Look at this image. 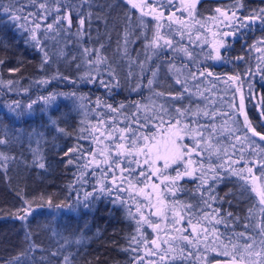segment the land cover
<instances>
[{
    "label": "trees",
    "instance_id": "16d2710c",
    "mask_svg": "<svg viewBox=\"0 0 264 264\" xmlns=\"http://www.w3.org/2000/svg\"><path fill=\"white\" fill-rule=\"evenodd\" d=\"M151 2L163 6L167 18L160 31L173 41L175 51L167 46L146 47L156 31V21L152 15L141 17L126 0H0V140L5 141L0 144V264H225L234 254L239 259L243 245L253 240L255 251H260L264 205L252 188L264 184V165L259 163L264 160L260 151L264 142L248 132L244 116L257 131L264 132L260 115L264 106V51L251 47L264 38V25L256 21L249 27H234V34L224 36L222 33L229 31L228 21L216 9L229 15L236 11L243 18L264 9V0H196L194 19L173 1ZM12 14L21 18L13 20ZM65 17L71 19V26ZM177 18L183 24L171 23ZM214 41L223 42L219 60L215 59ZM206 67L212 69L213 76L193 79L189 75ZM230 76L240 78L233 81ZM177 78L187 84L189 92L176 83ZM177 90L182 96L173 99L169 93L177 95ZM136 105H140L141 120L156 110L167 121L169 114L174 116L176 109L183 107L199 110L201 123H212L203 111L215 112L216 139L228 150L227 157L221 154L222 161L227 167L228 157L235 151L233 159L239 163L232 167L245 169L247 182L228 171H223V179L209 174L207 183L214 185L211 195L222 198L209 203L220 210L219 218L224 222L215 224L214 232L209 226L207 241L203 229L198 228L201 236L197 247L179 237L194 235L189 218L200 216L201 210L212 211L205 208L201 192L196 190L201 181L183 177L175 195L164 193L170 208L173 201L193 206L182 221L174 223L171 212L168 219L151 215L155 209L135 190L118 191L120 179L113 181L111 172L105 176L102 171L108 165L92 162L91 153L103 161L100 152L111 143L92 128H136L131 123ZM161 106L167 113L160 111ZM101 119L105 125L98 123ZM226 120L232 129H239L238 135L247 133L255 144L230 141L227 132L219 135ZM155 123L160 124L159 119ZM139 131L154 132L162 139L161 132L167 127L157 128L149 121ZM94 136L102 142L97 143ZM184 143L191 145L193 141L186 138ZM232 143H236L235 150ZM211 161L222 162L215 155ZM204 162L207 168V154ZM169 172L175 175L171 169ZM251 175L257 179L253 181ZM116 176H120L119 169ZM123 186L129 187L127 182ZM101 187L112 191L101 192ZM144 191L152 189L149 186ZM209 194L205 191L204 198ZM25 201L31 203L33 211L21 221L15 215L28 207ZM136 201L145 217L159 223V229L137 224L140 213ZM174 206L185 211L179 203ZM242 232L243 237L239 235ZM153 240L160 244L159 249ZM225 251L228 256L218 254ZM165 252L167 256L161 260ZM249 259L260 258L245 255V264Z\"/></svg>",
    "mask_w": 264,
    "mask_h": 264
},
{
    "label": "snow or ice",
    "instance_id": "6c2138e0",
    "mask_svg": "<svg viewBox=\"0 0 264 264\" xmlns=\"http://www.w3.org/2000/svg\"><path fill=\"white\" fill-rule=\"evenodd\" d=\"M126 3H128L131 8L138 9L141 13V17L145 15H152V19L156 21V31L153 34V38L148 41L146 47L155 46L156 48H162L163 46H167L172 48L174 51L176 50L173 46V41L160 31V29L165 27L162 21L167 18L165 17L164 11L162 10V5L157 6L156 4L152 3L151 0H126ZM169 3L171 4L172 0H169ZM40 7L44 8V5L41 4ZM184 7L185 10L188 11L189 16H192L194 19L193 14L196 8V0H188ZM145 8L150 9V11L145 12ZM8 11V9H5V12ZM57 11L59 12L60 9L58 8ZM216 11L221 13L225 21H228L226 27L229 28V31L222 33L224 36L234 34V27H249L251 23H255L256 21H259L262 25H264V9H261L259 12H255L243 18L238 16L236 11H232L231 15H229L227 12H222L220 8H217ZM128 15L129 18H131V13ZM11 18L16 20L20 19L21 17L16 14H12ZM67 19L69 26H71V19ZM243 21H248V23H244ZM84 23L85 21L81 19L80 24L83 25ZM140 23L141 25L144 24L143 19L140 20ZM171 23L183 24V21L177 18L175 20H171ZM36 27L39 28L40 25L37 24ZM48 27L51 28L52 25H48ZM180 34L183 36L182 32ZM214 35H221V33H214ZM33 38H35L34 34ZM161 41H163V45H161ZM222 46V41L213 42V50L217 52V55L215 56V59L217 60L221 58L219 47ZM251 47L256 48L257 51H264V38H261L257 44H254ZM188 54L190 55V53ZM209 58H212L211 54H209ZM0 63H3V61H0ZM205 74H207V76L214 75L212 69L207 67L200 70L199 72L189 73L193 79H196L197 76L203 77ZM153 75H155V73H153ZM239 78V76H230L228 79L235 81ZM217 79L219 78L217 77ZM176 83L181 85V88L184 92L190 91L187 84L182 82L179 78L176 79ZM151 84L152 81L149 80V85ZM177 93V95H173L172 93H169V95H172L173 99L181 98L182 93H180V90H177ZM158 95H164V93H158ZM241 103L243 106V98ZM108 107L112 111H119V109L112 108L111 105H108ZM120 107L123 108L124 105L122 104ZM29 108H31V105H29ZM136 108L137 111L132 114L131 120V123H134L136 128H132L130 125H125L124 127L119 128L109 125L104 131H101L99 127L92 128L93 133L99 131L100 136H103L111 141V143L106 145L105 148L100 152V155L104 156V160L101 161L96 159V154L91 153L93 156L92 162L97 166H99L101 163L108 165L107 169H102V171L105 173V176H107L108 172H111L113 181H115L117 178L120 179L121 185L118 186V191L123 192L135 190L136 195H143L148 200V206L155 209L151 215L159 216L162 219H168L169 212H171L172 216L175 218L174 223H179L182 221L184 216L188 214V210L192 209L193 206L190 204H185L181 201H173V207L170 208L164 193L171 192L173 195H175L176 190L179 188L178 182L183 177H189L201 181V183L197 185L196 190L201 192V199L205 205V208H211L212 211L208 212L201 210L200 216H193L189 218L188 223L192 228L194 235L189 236L182 234L179 237V239L187 241L192 247H197L200 243L201 236L198 228L203 229V239L207 241L209 235V226H212V231L214 232V225L224 222L222 218H219L220 210L212 208V203H209V201L215 202L217 199H222L215 195H211V190L214 188V185H208L207 183L209 174H211L213 178L223 179V171H228L231 175H234L240 180L247 182V177L244 175L245 169H236L232 167L233 164L239 163V160L233 159L235 156V151L231 157H228L230 163H227V167L225 166L226 162L222 161L221 154H223L224 157H227L228 150L227 147H223L221 142L216 139L217 125L215 123V112L203 111V116L208 117L212 123H201L199 120V110L193 112L191 109H186L183 107H178L176 109V115L173 116L169 114L167 121H165L164 116L158 115L156 110H153L150 116L146 115L145 118L141 120L139 118L140 105H136ZM160 111L167 113V109H165L163 106H161ZM223 115H228V113H223ZM260 115L261 118L264 119V106H262L260 109ZM189 117H191V119ZM157 119H159L160 124L155 123ZM149 121H151L153 126L157 128H160L161 125L166 124L167 131L161 132L162 139H157L156 133L154 132L149 134L139 131V129L147 127V123ZM98 123L100 125L106 124L103 119L99 120ZM244 126L247 128L248 132H251L252 136L259 137V140L264 141V132L257 131V129L249 121L247 115L244 116ZM209 129H211V131H209ZM238 131V128L232 129L226 120L222 130L219 132V135H223L225 132H227L228 139L230 141L234 140L236 142H240L241 144H255V141H251L248 138L247 133H244V135L241 136L237 134ZM186 138H190L193 141V144L188 145L184 143ZM94 139L97 143L102 142L100 141L99 136H94ZM2 143H5V141L0 140V144ZM230 146L234 150L236 149V143H232ZM257 147L259 148L260 146L257 145ZM70 151L72 150L70 149ZM260 151L264 152V148H260ZM205 154L208 156L207 168H205L204 162ZM213 155H215L217 159L221 160L222 162L213 163L211 161V157ZM197 157L200 159L198 160ZM240 159H244V157L241 156ZM69 163H71V160H69ZM259 163L264 165V160H260ZM181 165H183L182 168ZM40 167H43V164H41ZM85 167H87V164ZM116 169H119L120 171L119 177L116 176ZM169 169L175 172L174 176L171 175ZM247 171L249 174H252L251 166L247 167ZM197 172L200 173L199 176L195 175ZM261 176H264V172L261 173ZM219 179L217 182H219ZM251 179L254 181L257 179V177L255 175H251ZM156 180H159L160 183L157 184L155 182ZM125 182H127V185L129 186L128 188L123 186ZM141 185H143V187H140ZM205 185H207V188H205ZM149 186L152 189V192H145L144 189L148 188ZM100 191L111 192L112 189L101 187ZM205 191L210 193L207 199L204 198ZM252 191L256 192L259 197L260 204L264 205V184L260 185L259 187L253 186ZM227 195L228 194H226V196ZM153 199L155 202H153ZM25 203L28 204V207L18 210L17 214L15 215V218L21 221H26L28 215L32 214L33 211L31 208V203L28 201H25ZM123 203L127 202L123 201ZM177 203H179L181 208L185 209V211H178L174 206ZM136 204L137 213H140V220L137 221V224L141 225L142 223H146L150 227H153L154 230L159 229V223L145 217L142 213V206L138 201H136ZM57 207H60V205H57ZM21 211L24 213L23 215L19 214ZM129 215H132V213L129 212ZM229 215H231V213H229ZM193 219H195V223L193 222ZM202 221H207V223H202ZM247 226L248 225H245V227ZM173 230L179 231L181 233L186 232V229L183 228H174ZM137 231H140L139 227L137 228ZM239 235L243 237L245 236V233L242 232ZM260 235L264 236V221H262L260 225ZM26 238H28L27 233ZM133 239H135V237ZM157 239H159V237H157ZM172 239H176V237H173ZM163 243L168 244L169 241H164ZM255 243L256 241L253 240L252 243L244 244V252H238L239 259H237L236 255L234 254L232 259L226 261L225 264H245V255H247L249 258L252 256L260 258L255 261L249 259L247 264H264V239L260 240L259 242L261 246L260 251H255ZM152 244L158 249L160 248V244L157 243V240H153ZM174 247V245L171 246L172 250H174ZM232 247L237 249L236 244H233ZM183 251L186 250L182 249V252ZM218 254H223L225 256L229 255L227 251ZM188 255L192 256L193 254L191 251H188ZM166 256L167 252H165V255L161 256L160 259L163 260Z\"/></svg>",
    "mask_w": 264,
    "mask_h": 264
},
{
    "label": "rangeland",
    "instance_id": "374dc122",
    "mask_svg": "<svg viewBox=\"0 0 264 264\" xmlns=\"http://www.w3.org/2000/svg\"><path fill=\"white\" fill-rule=\"evenodd\" d=\"M152 1H156V0H152ZM165 1H169V0H165ZM173 1V3H175L174 5L175 6H177V8H184V10H185V3H187L188 2V0H172ZM144 11L145 12H149L150 11V9H148V8H145L144 9Z\"/></svg>",
    "mask_w": 264,
    "mask_h": 264
},
{
    "label": "water",
    "instance_id": "95a60500",
    "mask_svg": "<svg viewBox=\"0 0 264 264\" xmlns=\"http://www.w3.org/2000/svg\"><path fill=\"white\" fill-rule=\"evenodd\" d=\"M254 137V136H253ZM256 139L258 138L259 139V137H255ZM264 142V141H263Z\"/></svg>",
    "mask_w": 264,
    "mask_h": 264
}]
</instances>
